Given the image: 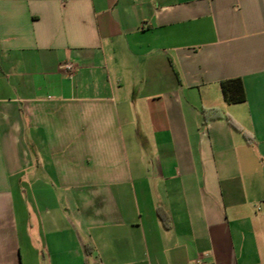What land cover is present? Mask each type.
<instances>
[{
	"label": "crops",
	"instance_id": "0c3cea01",
	"mask_svg": "<svg viewBox=\"0 0 264 264\" xmlns=\"http://www.w3.org/2000/svg\"><path fill=\"white\" fill-rule=\"evenodd\" d=\"M0 264H264V0H0Z\"/></svg>",
	"mask_w": 264,
	"mask_h": 264
},
{
	"label": "trees",
	"instance_id": "16d2710c",
	"mask_svg": "<svg viewBox=\"0 0 264 264\" xmlns=\"http://www.w3.org/2000/svg\"><path fill=\"white\" fill-rule=\"evenodd\" d=\"M222 91L224 94V97L227 102L229 103H236V102H242L245 100L246 94H245V89L243 86V82L241 79H231V80H226L222 82ZM209 112H212V115H208ZM206 113V119H217L222 116H224L218 109H212V110H205ZM226 118L230 122V124L238 129L239 131H242L244 136L250 141L251 137L250 135L243 131L241 126L234 120L232 119L229 115H226Z\"/></svg>",
	"mask_w": 264,
	"mask_h": 264
},
{
	"label": "built area",
	"instance_id": "2783aa9c",
	"mask_svg": "<svg viewBox=\"0 0 264 264\" xmlns=\"http://www.w3.org/2000/svg\"><path fill=\"white\" fill-rule=\"evenodd\" d=\"M60 69L66 71L68 74H70V76H72L75 70V66L72 63L67 62V63L61 64Z\"/></svg>",
	"mask_w": 264,
	"mask_h": 264
},
{
	"label": "rangeland",
	"instance_id": "374dc122",
	"mask_svg": "<svg viewBox=\"0 0 264 264\" xmlns=\"http://www.w3.org/2000/svg\"><path fill=\"white\" fill-rule=\"evenodd\" d=\"M32 193L38 194L39 192H28V198L32 195ZM29 201H31V198H29Z\"/></svg>",
	"mask_w": 264,
	"mask_h": 264
}]
</instances>
